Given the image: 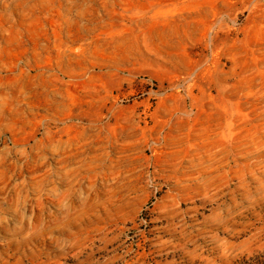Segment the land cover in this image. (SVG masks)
I'll use <instances>...</instances> for the list:
<instances>
[{"label":"rangeland","instance_id":"rangeland-1","mask_svg":"<svg viewBox=\"0 0 264 264\" xmlns=\"http://www.w3.org/2000/svg\"><path fill=\"white\" fill-rule=\"evenodd\" d=\"M263 252L264 0H0V264Z\"/></svg>","mask_w":264,"mask_h":264},{"label":"trees","instance_id":"trees-1","mask_svg":"<svg viewBox=\"0 0 264 264\" xmlns=\"http://www.w3.org/2000/svg\"><path fill=\"white\" fill-rule=\"evenodd\" d=\"M235 264H264V252L250 258H242Z\"/></svg>","mask_w":264,"mask_h":264}]
</instances>
